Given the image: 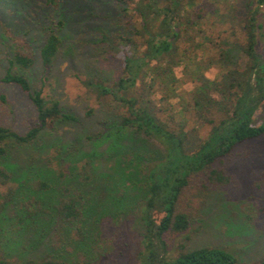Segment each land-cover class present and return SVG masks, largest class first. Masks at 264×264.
Here are the masks:
<instances>
[{"label":"trees","instance_id":"16d2710c","mask_svg":"<svg viewBox=\"0 0 264 264\" xmlns=\"http://www.w3.org/2000/svg\"><path fill=\"white\" fill-rule=\"evenodd\" d=\"M117 1L125 4L124 16L129 20L124 28L100 35V43L116 61V74L108 80L91 77L84 81L98 99H110L113 104V139L109 138L111 134L107 139L112 140L107 153H113V173L102 174V181L96 180L93 155L89 154L79 168L68 167V172H59L53 182L42 177L27 180L23 186L27 194L22 195L18 205V226L24 229L31 219L53 217L58 221L55 236L60 234L61 241L91 248L103 218L115 220L132 215L139 230L132 264H241L234 251L218 246L185 249L181 245L172 255L165 236L183 233L190 227V216L181 208L186 192L194 187L205 191L227 185L230 175L222 159L239 144L264 136V119L255 116L257 107L264 103V55L256 50L257 31L262 27L258 15L264 0H256L255 6L245 8L240 17L235 14V3L229 4L230 11L235 12L231 15L220 14L214 8L212 13L222 24L231 22L230 30L226 37L219 38L214 56L204 58H199L194 49L206 47L212 39L205 31L197 30L202 40L195 46L190 29L202 18V8L196 7L195 0ZM44 2L53 8L58 6V0ZM127 11L133 12L136 22ZM62 25L63 21L58 20L51 26L39 49L44 70L59 52ZM4 31L15 44L10 63L21 72L8 69L1 80L18 86L27 95L35 116L24 133L0 125V185H8L12 178L1 164L8 143L31 145L45 130L76 121L59 101H47L41 88L33 87L26 75L34 64L32 48L24 37L14 36L7 28ZM212 65L221 69L215 80L203 72ZM177 68L191 82L193 115L208 127L207 135L193 148L188 146L190 132L185 121L177 117L172 103L165 106L155 99L160 92L164 96L159 100L180 98ZM141 137L155 141L159 148L152 150L146 143L139 146ZM128 138L132 140L129 143ZM36 168L39 174L49 169ZM64 175L66 183L61 186L56 180ZM13 192L10 189L5 194L4 204ZM11 226L7 224L9 231ZM0 264L99 263L62 254L20 261L5 256L0 249ZM246 264H264V259Z\"/></svg>","mask_w":264,"mask_h":264},{"label":"rangeland","instance_id":"374dc122","mask_svg":"<svg viewBox=\"0 0 264 264\" xmlns=\"http://www.w3.org/2000/svg\"><path fill=\"white\" fill-rule=\"evenodd\" d=\"M195 2L197 8H202L199 12L202 18L190 29L195 36V46L202 40L196 34L197 30L205 31L212 39L206 47L194 49L199 58H204L214 56L219 38L226 37L230 30L231 22L227 20L222 24L212 13L214 8L217 7L220 14L231 15L235 12L230 11L229 4L235 3V14L240 17L245 8L255 6L256 0ZM124 6L117 0H58L55 8L46 5L44 0H0V125L24 133L35 116L27 95L18 86L1 80L8 69L21 72L17 65L10 63L15 44L4 28L14 36L24 37L33 50L34 64L26 71L33 87L41 88L47 101H59L63 109L76 117L73 123H61L54 130H45L34 144H7L8 152L1 164L12 173V178L8 185H0V249L7 257L25 261L62 254L99 264H132L135 258L139 230L132 215L115 220L103 218L97 241L91 248L61 241L60 234L55 236L54 228L58 226V221L53 217L31 219L30 225L24 229L18 226L21 214L18 205L22 195L27 194L23 187L27 180L42 177L53 182L59 172L66 174L68 167L79 168L83 157L89 154L93 155L96 180L102 181V174L113 173L110 170L113 168V153H107L112 142L107 140L108 136L111 134L109 138L113 139V117L110 113L113 104L110 99H98L84 81L91 77L108 80L116 74V61L108 54L106 46L100 43V35L124 28L129 20L124 16ZM127 12L136 22L133 12ZM258 18L262 27L257 31L256 50L263 56L264 5ZM58 20L63 21L59 30L61 46L51 66L44 70L39 49L48 30ZM236 31L239 32V28ZM203 72L207 78L215 80L220 77L221 69L212 65ZM176 73L180 98L172 96L168 100H159V96H164V92H160L155 99L156 103L165 106L172 103V109L178 112L177 117L185 121L190 132L188 146L193 148L207 135L208 127L201 124L191 111L192 86L189 78L182 74L181 68H177ZM255 116L259 120L264 119V103L257 107ZM140 139L139 146L146 143L147 148L152 147V150L159 148L155 141ZM127 141L132 140L128 138ZM222 165L230 175V182L205 191L194 187L186 192L181 208L190 216V227L180 234H166L168 247L175 255L181 245L185 249L218 246L234 251L241 264L263 260L264 136L239 144L222 159ZM37 166L49 169L39 174ZM59 177L56 182L62 186L66 177ZM10 189L14 190L12 198L4 204L5 194ZM8 223H12L10 231Z\"/></svg>","mask_w":264,"mask_h":264}]
</instances>
